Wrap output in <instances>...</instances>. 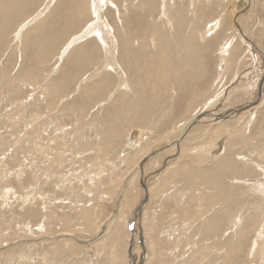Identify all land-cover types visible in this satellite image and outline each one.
<instances>
[{"label": "rangeland", "instance_id": "obj_1", "mask_svg": "<svg viewBox=\"0 0 264 264\" xmlns=\"http://www.w3.org/2000/svg\"><path fill=\"white\" fill-rule=\"evenodd\" d=\"M50 1L28 0L22 15H7L12 24L0 20V264H264V0L246 9V0H165L176 30L163 0H113L121 16L105 5L100 20L90 0ZM46 4L62 20L43 28L42 46H32L33 36L14 39ZM123 17L131 38L146 29L133 43L139 82L160 62L163 78L173 77L154 103L129 84L133 72L118 67L119 48L110 58L99 36L87 35L63 57L74 33L109 20L118 36ZM151 23L156 33L176 31L180 47L155 52ZM210 23L216 29L204 41L196 36L198 53L186 60L191 32ZM188 61L193 76L181 73ZM127 104L138 114L110 141L100 118ZM202 112L209 118L174 141Z\"/></svg>", "mask_w": 264, "mask_h": 264}, {"label": "bare ground", "instance_id": "obj_2", "mask_svg": "<svg viewBox=\"0 0 264 264\" xmlns=\"http://www.w3.org/2000/svg\"><path fill=\"white\" fill-rule=\"evenodd\" d=\"M26 1H28V0H4V1H0V4H1V2H2V5L0 6V20H3L4 19V25H10V23L12 24V18L13 17H10V16H8L7 17V15H9V13H11L13 16H15L16 14H21L22 15V13L25 11V9L22 11V9H23V6H25V3H26ZM53 1H55V0H52V1H50V3L51 2H53ZM59 1V0H58ZM142 1V0H141ZM169 2L170 1H172V0H168ZM168 1H167V3H168ZM163 2L165 3V0H163ZM193 2V1H192ZM195 2V1H194ZM28 3H30V1L28 2ZM46 3V2H45ZM54 3V2H53ZM90 3H91V7H93L92 9H93V12H92V14H93V17H94V19L96 18V19H98V20H100V13H101V15H102V12L101 11H103V7L105 6V5H107V6H112V5H114L116 8H118V6L115 4V2L113 1V0H90ZM167 3H165L166 4V6H168V7H166L167 8V13L169 14V16H165L166 17V20L167 19H169L168 21L170 22V21H172V22H170V24H172L173 25V28H174V30H176L177 29V27H178V25L177 24H175V12H171V10L172 9H170V5L168 4L167 5ZM171 3V2H170ZM250 3H251V0H246L245 1V8L244 9H246L249 5H250ZM57 4H59V3H57ZM143 4L145 5V6H149L150 4H151V2L149 3L148 1H146V0H143ZM164 4V5H165ZM182 4V3H181ZM192 4V3H191ZM53 5V4H52ZM172 5V4H171ZM29 6H30V4H29ZM54 6V5H53ZM57 6V5H56ZM56 6H54V7H56ZM59 6V5H58ZM26 8H28V5L27 6H25ZM43 7H44V4H43ZM243 7H244V5H243ZM50 8V5L48 6L47 4H46V7L44 8V11L42 10L41 12H39V10H38V12L40 13L38 16H36V17H34V18H32V19H30V18H28V19H26L19 27H18V29L13 33V36H15L14 37V39H18V41L19 40H24V37H26V36H33L34 37V43L32 44V46H42V41H43V39H41L42 37H43V33H42V31H43V28L45 29V28H47V30H45V32H44V34L46 33V32H48L52 27H53V25L54 24H56V21H58V20H62V18H59L58 16H61L60 15V13L58 14V15H55V14H53V12H51V10H50V12H49V9ZM166 8H164V9H166ZM162 9V8H161ZM90 10V9H89ZM21 11H22V13H21ZM131 11V10H130ZM166 11V10H165ZM162 12V11H161ZM34 13V12H33ZM152 13V12H151ZM173 13V14H172ZM183 12H181V14H182ZM196 13V12H195ZM36 14V13H35ZM52 14V15H51ZM118 14H120L119 16H121V11L119 10V8H118ZM179 14V13H178ZM20 15V16H21ZM138 15V14H137ZM149 15V14H148ZM185 15V14H184ZM183 15V16H184ZM238 15V14H237ZM31 16V15H30ZM33 16V15H32ZM118 16V17H119ZM130 16V15H129ZM146 16H147V14H146ZM149 16H151V15H149ZM170 16H172V17H170ZM48 17H49V19H48ZM148 17V16H147ZM135 18H137V17H135ZM237 18H238V16H235V21H234V23H235V29H236V31H238L240 34H242V36L244 37V39H246L251 45L253 44V42L246 36V34L244 33V31L242 30V27L239 25L240 23H237ZM30 19V20H29ZM93 19V20H94ZM102 19H103V17H102ZM101 19V20H102ZM105 19V18H104ZM153 19V18H152ZM15 20V19H14ZM16 20H17V17H16ZM106 20V19H105ZM127 20V19H126ZM125 20V17H123L122 19H120V21H121V30H122V32L123 33H119L118 34V36H117V34H116V29L114 28V26L110 23V24H108V21L106 20V23H107V25H105L104 26V24H103V26H100L101 24V22L100 21H98V23L100 24L99 26H94V24H91V26H89V27H86V29H85V31L83 30V31H81L80 33H74V39H72V41H69L68 42V44H66L65 46H64V48H63V51H62V53H63V57H65L64 55L67 53V52H70L73 48H75L76 47V45H78L79 43H80V41L82 40V39H84V38H86V36L88 35L89 36V34H94V35H96V36H99V38H100V40H101V42L103 43L102 45L107 49L106 51L107 52H110V58H111V55H113V52H114V50L115 49H117V48H119V51L118 52H121L122 54H123V56H121V57H123V59H119L118 60V62L120 61L121 62V65L120 66H118V67H123L125 70H126V73L128 74V72L127 71H131V73L133 72V74H132V76L133 77H136L135 78V80H133L132 81V79H130V82H129V84L133 87V85H136L137 87H138V93L139 94H141V93H149V94H151L152 93V95H150V97H143L144 99H147V101L149 102H152V103H154V101H155V99L157 98V97H153V95H158V98L159 97H162V95L166 92V89H167V84H169L168 82H170L169 81V79H172L173 77L170 75V77L169 76H167L168 77V80H167V78H163V76L164 75H162V74H166V67L165 66H163L164 64H162V62H160V65H159V70L158 69H154L153 70V67L154 66H152V74L150 75V76H152V79L151 80H154V81H151V80H144V81H140L139 82V79H140V75H142L143 73H141V72H139L138 70H137V68L138 67H140V65L138 64V67L136 66V62L138 61L139 62V60H140V56H138V52H136L137 50H136V46H138L137 44H136V46L133 44L134 43V37H136V36H141V38H143V40L145 39V37H143V35H141L144 31L142 30V29H140V30H137V26H138V24H139V26H141L140 25V23L138 22L137 24H136V28H134L135 30H137V31H135V35H133L132 37L133 38H131V36H130V34H129V32H127V30H128V28L126 27V25H125V22L124 21H126ZM165 20V21H166ZM152 21V20H151ZM162 21V20H161ZM167 21V22H168ZM215 21V20H214ZM218 21H220V20H217L216 22H218ZM63 22L64 23H66L67 22V20H63ZM110 22V21H109ZM168 22V23H169ZM90 23H92V21H90ZM127 23V22H126ZM129 23V22H128ZM127 23V24H128ZM167 23V24H168ZM182 23V22H181ZM211 23H213V22H211ZM211 23L209 24V26L203 31V32H199V33H196L195 31H193V32H195L194 34L191 32V34H192V36H191V38H192V40H191V43H189L190 45H188L187 44V48H186V60H189V59H191V58H193L194 57V55L195 54H197L198 52H196V51H198V50H195V47L194 46H197V44L198 43H194V39H196V36H200L203 40H201V41H204V38L205 37H207L208 36V34H212L213 33V31L216 29V28H214L213 26H212V28H211ZM45 24V26H42V25H44ZM190 24V23H189ZM201 24V23H200ZM216 24V23H215ZM129 25V24H128ZM151 25H152V23H151ZM153 25H154V22H153ZM153 25H152V27H153ZM158 25V24H157ZM164 25H165V23H164ZM217 25L218 26H220V23H217ZM34 26V27H33ZM130 26L131 25H129V28H130ZM187 26V25H186ZM33 27V28H32ZM104 27H105V29H104ZM169 27V26H168ZM215 27H216V25H215ZM17 28V27H16ZM153 28H154V30L155 31H153ZM152 29H149L150 31H152L151 33H150V35L151 36H149V38H148V40L149 41H152L153 42V49H157V47H161L160 48V50L161 51H163L164 53H166V50H167V46H168V44H174L175 45V49H176V47L178 46V47H180V43L178 42V40H177V38H176V35H177V37L178 38H180V36L178 35V34H176L175 35V33H176V31H175V33L173 34V35H170V33H169V30L167 31V32H165V31H161V26H159V28L157 29V33H156V25L153 27ZM186 28V27H185ZM41 30V32L40 31H38V30ZM163 29H164V27H163ZM181 29V28H180ZM171 30H172V28H171ZM194 30H195V28H194ZM6 32V31H5ZM82 32H84L85 34L84 35H81V34H83ZM42 33V34H41ZM38 34H41V37L40 38H38L37 37V35ZM7 36V35H6ZM95 36V37H96ZM173 37V38H171V37ZM189 36V35H188ZM198 36V37H199ZM115 38H116V40H115ZM215 38V37H214ZM16 39V40H17ZM117 42H118V44H117ZM214 42V41H213ZM98 43V42H97ZM149 43H151V42H149ZM148 43V44H149ZM210 43V42H209ZM99 44H100V42H99ZM145 44V43H144ZM154 44H155V47L156 48H154ZM112 46H114L113 48H112ZM120 46V47H119ZM146 46V45H145ZM139 47V46H138ZM137 47V48H138ZM204 47V46H203ZM151 48V49H152ZM28 49V48H27ZM43 49H44V47H43ZM104 48H102V50H103ZM140 49V48H139ZM138 49V50H139ZM171 49V48H170ZM199 49V48H198ZM29 50V49H28ZM44 51V50H43ZM104 51V50H103ZM146 51V50H145ZM148 51V50H147ZM150 51V50H149ZM201 51V50H200ZM209 51V50H208ZM262 51H263V53H264V50L262 49ZM155 52H157V50L155 51ZM158 52H159V50H158ZM222 52V51H221ZM228 52V51H227ZM153 53V52H152ZM195 53V54H194ZM223 53V52H222ZM225 53V52H224ZM104 54H106L105 52H104ZM119 54V53H118ZM117 54V55H118ZM223 55V54H222ZM226 55V54H225ZM228 55V54H227ZM226 55V57H228ZM120 56V55H119ZM62 57V58H63ZM105 57H107V55H105ZM176 57V56H175ZM61 58V57H60ZM107 58H109V57H107ZM106 58V59H107ZM113 58V57H112ZM118 58V57H117ZM117 58H116V60H115V62L117 61ZM158 58H159V55H158ZM197 59H198V57H196ZM200 58V57H199ZM206 58V57H205ZM223 58V57H222ZM194 59V58H193ZM196 59V60H197ZM89 60H90V58H89ZM192 60V59H191ZM223 60V59H222ZM221 60V61H222ZM230 60H232V59H230ZM106 61V60H105ZM113 61V60H112ZM164 61V60H163ZM259 61V60H258ZM165 62V61H164ZM193 62H194V60H193ZM199 62V61H198ZM197 62V63H198ZM201 62H202V60H201ZM63 63V62H62ZM88 63V62H87ZM113 62H111V64H112ZM88 64H90V63H88ZM106 64V63H105ZM115 64H118L117 62L115 63ZM224 64V63H223ZM193 64L190 62V61H188V62H186L185 63V68H184V66H183V72H181V71H179V74H180V72L181 73H183V74H185V75H188L189 74V72L191 71V66H192ZM202 65V64H201ZM206 65V64H205ZM224 66V65H223ZM227 66V65H226ZM105 67V66H104ZM108 67V66H107ZM201 67H203V66H201ZM201 67H199V68H201ZM206 67V66H205ZM205 67H204V69H205ZM112 68V67H111ZM155 68H156V66H155ZM116 69H117V66H116ZM115 69V70H116ZM222 70H223V67H222ZM107 71H109V70H107ZM121 71V70H120ZM129 71V72H130ZM150 71H151V69H150ZM0 72H2V71H0ZM122 72V71H121ZM196 72V71H195ZM202 72V71H201ZM204 72V71H203ZM202 72V73H203ZM116 73V72H115ZM194 72H192V74H193ZM197 73H199V74H201L200 72H197ZM3 74V73H2ZM1 74V75H2ZM28 74V73H27ZM122 75V78H123V73H121ZM195 74V73H194ZM221 74H222V72H221ZM172 75H173V72H172ZM185 75H183L184 77H186ZM190 75V74H189ZM204 75V74H203ZM206 75H207V73H206ZM3 76V75H2ZM31 76H33V75H31ZM131 76V78H133ZM174 76H176V73H175V75ZM180 76V75H179ZM190 76H193V75H190ZM85 77V76H84ZM157 77V78H156ZM197 77H198V75H197ZM205 77H207V76H205ZM118 78H119V76H118ZM125 78V77H124ZM187 78V77H186ZM204 78V77H203ZM3 79V78H2ZM7 79V77L4 79V81L3 82H5V80ZM10 79V78H9ZM84 79V78H83ZM191 79H192V77H191ZM202 79V78H201ZM12 80V79H11ZM88 80V79H87ZM119 80H120V78H119ZM178 81H179V77H178V79H177ZM187 80V79H186ZM185 80V81H186ZM203 80V79H202ZM18 81V80H17ZM85 81V80H84ZM135 81V82H134ZM173 81V80H172ZM12 82V81H11ZM15 82H16V80H15ZM119 82V81H118ZM125 82H127V80L125 81ZM146 82H149V83H146ZM151 82V83H150ZM175 83H177V81H176V79H175V81H174ZM8 83H9V80H8ZM14 83V82H13ZM18 83V82H17ZM102 83H105L104 81L102 82ZM123 83V82H122ZM146 83V84H145ZM180 83V82H179ZM201 83V82H200ZM16 84V83H15ZM120 84V83H119ZM125 84V83H124ZM12 85V84H11ZM110 85V84H109ZM122 86H123V84H121ZM126 85V84H125ZM130 85H128V88H130ZM117 86H118V84H117ZM182 86V85H181ZM180 86V87H181ZM126 87V86H125ZM180 87H179V89H180ZM119 88H121V87H119ZM118 88V89H119ZM182 88V87H181ZM185 88V87H184ZM9 89H11V88H9ZM98 89V88H97ZM135 89V88H134ZM176 89V88H175ZM196 89V88H195ZM200 89H201V87H200ZM130 90V89H129ZM128 90V91H129ZM187 90V89H186ZM126 91L127 90H122V91H120V90H118L117 91V93H121V94H126ZM135 91V90H134ZM183 91V90H182ZM169 92V91H168ZM115 93V92H114ZM113 93V94H114ZM135 93L137 94V92L135 91ZM114 96V95H113ZM118 96H120V94L118 95ZM146 96H149V95H146ZM151 96L153 97V98H151ZM176 96V95H175ZM186 96V95H185ZM111 97V96H110ZM137 97V96H136ZM114 98H115V96H114ZM113 98V100H111V102H115V103H117L118 101V99L117 100H115ZM167 98V97H166ZM172 98V97H171ZM212 98V97H211ZM218 98V97H217ZM110 99H112V98H110ZM109 99V100H110ZM129 99H130V97H129ZM128 99V100H129ZM178 99V98H177ZM124 100V99H123ZM166 100V99H165ZM164 100V101H165ZM174 100V99H173ZM199 100V99H198ZM126 101V100H125ZM208 101V100H207ZM214 101V100H213ZM133 102V101H132ZM144 102H145V100H144ZM215 102V101H214ZM137 103V102H136ZM165 103H166V101H165ZM204 103V102H203ZM161 104V103H160ZM202 104V103H201ZM212 104H213V102H212ZM116 105V104H115ZM135 105V104H134ZM175 105V104H174ZM128 106V107H127ZM127 106L125 105L123 108H119L117 111H118V113H117V116H115V117H105L104 116V119L103 120H101V118H100V122L101 121H104L103 123L101 122V126H102V132L105 134V135H110V137L112 138L110 141H116V139H119L120 138V129H121V122H123V121H125L127 124H130V123H132L133 121H132V117L134 116V114H138L137 113V111H133V105L132 104H127ZM166 106V105H165ZM190 106H192V105H190ZM189 106V107H190ZM147 107V106H146ZM162 107V106H161ZM193 107V106H192ZM164 108V107H163ZM187 110H188V108H187ZM191 110H193V109H191ZM195 110V109H194ZM151 111V110H150ZM156 113V112H155ZM163 114V113H162ZM194 114V113H193ZM206 114H208V113H206V112H202V114H198V115H196V117L194 118V119H191L190 121H187L188 119H186V121L187 122H185L186 124H184L183 126V128L181 129V131L178 133V135H177V137L175 138L174 137V141H176L177 143H178V141L179 140H181V138L183 139L184 137H186V135H187V133H188V131L189 130H191L192 129V127L194 126V125H199L200 123H202V122H204L203 120H204V118L205 117H208V116H206ZM191 115V114H190ZM209 115V114H208ZM217 114L216 113H213L212 114V116H216ZM140 116H142L143 118H145V119H148V117L150 116V115H147L146 113H143V115H140ZM203 116H205V117H203ZM203 117V118H202ZM162 118V117H161ZM209 118V117H208ZM105 119L107 120V123H113L112 124V126L109 128L108 127V125H107V123H106V121H105ZM183 119V118H182ZM216 119H218V118H216ZM79 121V120H78ZM182 121V120H181ZM209 121V120H208ZM212 121V120H211ZM214 121V120H213ZM94 122H96V121H94ZM78 123V122H77ZM249 123H250V121H249ZM95 124V123H94ZM211 125V124H210ZM110 126V125H109ZM178 126H180V125H178ZM177 126V127H178ZM231 126V125H230ZM93 127V126H92ZM108 127V128H107ZM177 127H175V128H177ZM119 128V129H118ZM180 128V127H179ZM208 128V127H207ZM228 129V128H227ZM229 129L232 131V128H230L229 127ZM125 130V129H124ZM208 130H210V129H208ZM230 131V132H231ZM206 132V131H205ZM216 132V131H215ZM127 133V132H126ZM212 133H214V132H212ZM217 133H218V131H217ZM236 133V132H235ZM207 134V133H206ZM216 134V133H215ZM139 135V134H138ZM226 135V134H225ZM231 135V134H230ZM140 136V135H139ZM224 136V135H223ZM229 136V135H228ZM243 139H244V137H242ZM107 139V138H106ZM137 139V140H136ZM136 139H135V144H137V142L139 141V137H136ZM241 139V138H240ZM217 142V141H216ZM221 142V141H220ZM128 143H129V141H128ZM131 143V142H130ZM133 143V142H132ZM131 143V144H132ZM172 143V142H171ZM213 143V142H212ZM219 143V142H218ZM222 143H224L223 141H222ZM109 144V143H108ZM219 144H221V143H219ZM225 144V143H224ZM231 144V143H230ZM130 145V144H129ZM128 146V145H127ZM126 146V147H127ZM216 146V145H215ZM225 146V145H224ZM224 146H223V148H224ZM218 147V146H217ZM220 147V146H219ZM125 149V148H124ZM126 150V149H125ZM129 150V149H128ZM221 151V150H220ZM127 152V151H126ZM217 152V151H216ZM215 154V153H214ZM231 162V161H230ZM224 167L225 166H223L222 168L224 169ZM246 167V166H245ZM227 168V167H226ZM229 168V167H228ZM235 168V167H234ZM232 170H233V168H231ZM264 169V168H263ZM237 170V169H236ZM244 170H245V168H244ZM243 171V170H242ZM246 171V170H245ZM231 173H233L234 175H235V173L234 172H231ZM238 173H240V172H238ZM241 174H242V172H241ZM210 175V174H209ZM242 176V175H241ZM205 177V176H204ZM229 177V176H228ZM236 177V176H235ZM239 177V176H238ZM237 178V177H236ZM232 180V179H231ZM263 182V181H262ZM213 183H215L214 181H213ZM225 183V182H224ZM222 184V183H221ZM264 185V184H263ZM262 186V185H261ZM222 188V187H221ZM8 189V188H7ZM11 189V188H10ZM218 191V190H217ZM14 192V191H13ZM219 192H221V190H219ZM263 192V191H262ZM236 202V201H235ZM234 202V203H235ZM255 202V201H254ZM228 206V205H227ZM232 207H234L233 205H231ZM235 207H237V206H235ZM234 209V208H233ZM252 217V216H251ZM256 217V216H255ZM254 218V217H253ZM138 221V220H137ZM211 231V230H210ZM226 251V250H225ZM230 251V250H229ZM228 260V259H227ZM233 260V259H232Z\"/></svg>", "mask_w": 264, "mask_h": 264}]
</instances>
